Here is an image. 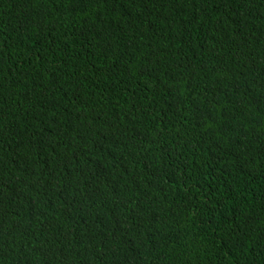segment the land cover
<instances>
[{"label":"trees","instance_id":"trees-1","mask_svg":"<svg viewBox=\"0 0 264 264\" xmlns=\"http://www.w3.org/2000/svg\"><path fill=\"white\" fill-rule=\"evenodd\" d=\"M0 264H264V0H0Z\"/></svg>","mask_w":264,"mask_h":264}]
</instances>
